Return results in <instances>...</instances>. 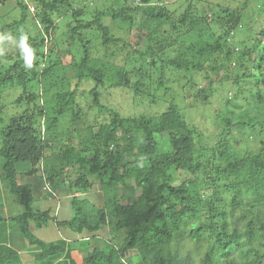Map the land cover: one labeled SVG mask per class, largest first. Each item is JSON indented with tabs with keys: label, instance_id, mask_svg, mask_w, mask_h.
Segmentation results:
<instances>
[{
	"label": "trees",
	"instance_id": "obj_1",
	"mask_svg": "<svg viewBox=\"0 0 264 264\" xmlns=\"http://www.w3.org/2000/svg\"><path fill=\"white\" fill-rule=\"evenodd\" d=\"M92 2L100 0H17L21 19L0 29V35L16 33L34 4L45 34L37 43L30 35L22 42L25 54L34 55L32 68H25L18 47L14 63L0 72V86H23L17 103L28 106L0 127L2 175L19 210L10 218L15 236L36 247L43 264L62 254L67 264H198L190 242L208 244L204 264H264V28L254 35L243 12L220 3L206 9L189 0L177 13L166 0H111L105 12ZM107 16L119 27L106 24ZM61 19L69 22L64 50ZM91 30L102 37V55L92 54L85 35ZM168 71L185 78L204 108L215 85L232 88L210 114L213 131L190 123L173 99L160 114L136 110L146 96L159 102L150 82L158 75L157 86L167 87ZM86 83L85 105L77 89ZM163 140L170 151H163ZM182 172L195 178L182 181ZM73 175L62 199L68 217L59 219L40 194L47 182L55 193ZM127 182L137 192L128 204L119 192ZM52 225L71 242L35 233ZM119 231L122 241L115 239ZM5 247L0 264L13 263L9 252L18 253ZM74 250H84L81 263Z\"/></svg>",
	"mask_w": 264,
	"mask_h": 264
},
{
	"label": "rangeland",
	"instance_id": "obj_2",
	"mask_svg": "<svg viewBox=\"0 0 264 264\" xmlns=\"http://www.w3.org/2000/svg\"><path fill=\"white\" fill-rule=\"evenodd\" d=\"M169 1V0H168ZM166 0V4L173 10L177 9V13H181L183 11V9L185 8V6L187 5L189 0H171L170 2H168ZM196 2H200L199 7H205L206 9L209 8L208 4H217L220 3L222 4L224 7H230L231 10H240L241 12H243L245 19L247 21V19L250 22V25L253 27V34L255 35L256 32L261 31V29L264 28V0H250L249 1V5H247V7H244L243 3L247 0H195ZM83 3V2H82ZM93 7L95 5L98 6L99 10H104L107 11L109 9V7L111 6L112 2L111 0H100V2H92ZM17 0H0V29H3V27H5L7 25V23H11L13 20H20L21 19V15H20V10L17 8ZM34 4H30L31 7V16L27 19L26 23L24 25H22V27H19L18 31L15 33H8V32H4L1 33L0 35V50L2 52H7V54L11 59L8 58H0V72L4 75L7 71V69L9 68L10 65H12L15 61L16 58V54H17V49H18V45H22V41L19 40V37L21 34H23L24 36H31L33 37L32 42H39V40H41V37L45 36L44 32V27L43 24L39 21V19L34 18L33 14H37V12L39 11V8L37 6H33ZM177 7V8H176ZM30 13V11H29ZM34 15V16H35ZM60 21V28L57 31V36H58V40L60 43V47L62 50H64L66 48V40H67V30H68V23H66V20H58ZM104 21L106 24H111L113 23L115 27H119V25L121 24V21H119L118 19L115 20L113 22V19L111 18V16H107L104 18ZM214 31H218L216 29V27L214 26ZM243 29V28H242ZM5 30V29H4ZM86 37L91 40L90 42H92L90 45L92 46V54L94 55H102L103 52V45H102V37H100L98 31L95 30H91V31H87L85 33ZM252 35V32H251ZM244 37V34L240 31L239 34L236 36V38L238 39V41L240 39H242ZM130 41L132 43L135 42V39L133 36H130ZM143 47V45H140V47ZM101 47V48H98ZM48 49H50V45L48 46ZM72 58H71V54H67L65 56H63V62L65 64H69L70 62H72ZM139 66V63H136ZM169 77V78H167ZM166 77L167 79V87H158L157 86V82H158V75H155V80L154 82H150V84H153V94H155L156 98L159 100L158 103H153L150 101V99L148 98V96H146L143 99V102L140 103V105L137 106L138 111L140 112H146V113H156V114H160L163 111H165L167 109V107L170 104V101L173 99L175 102H178V104L180 105V107L182 108V112L184 113V115L186 116L187 120H189L190 123L192 124H197L199 126H201L202 128L206 129L209 133L212 130V126H213V119L211 118V116L213 115V113L218 110L221 107V102L223 101V99L226 97V92L229 91L230 93L232 92V88H230V86H221V85H215L214 87V95L211 98V104H207V106L202 107V102H197L198 100H195V98H193L192 93H190L189 91V87L186 85L187 81L185 80V78H175L174 74L171 73V71H168V76ZM199 87L204 86L206 83H208V81H198L197 82ZM18 84V83H17ZM36 86H33V89H35L34 91H40L39 90V86H40V82L38 81L36 83ZM38 86V87H37ZM75 86V81L71 83V88L73 89ZM29 87H32L31 84H29ZM90 85L89 84H83L81 85L77 90H78V94L82 95V93H84L80 98H81V102L83 104H89V99L86 97V93L87 91L90 89ZM24 89L23 86H15L8 84L5 86H0V118L3 119L4 121L0 123V127L2 128L3 126L7 125L8 122L11 120V118L16 117L21 115L27 108V104L22 103L19 104L17 103V99L18 97L23 93ZM85 91V92H84ZM41 94V92H40ZM120 97H122L123 93H117ZM132 100V99H131ZM142 101V100H141ZM196 103L197 107H193L194 104ZM32 107V105L30 106ZM135 108V107H134ZM201 114V115H200ZM210 114H212L210 116ZM72 119V115L68 114L65 116V118L62 120L63 125L61 126V129H67L69 127V124L71 122ZM36 127L38 129V132H42L44 129L43 126V119H39L37 120L36 123ZM95 130H98V128H96ZM214 134V133H213ZM67 133L63 134L61 136V141H65L67 138ZM165 137V135H164ZM252 139V137H251ZM2 138H1V134H0V146H1V142ZM164 141V140H163ZM244 144H246V141H244ZM243 146V145H242ZM162 148L163 151H170L171 150V146L169 145V143H167L166 141H164L162 143ZM241 148V147H239ZM50 153V152H48ZM2 163H3V159L0 158V213H3L6 216V220H9L11 218V216L18 212V205L17 203L14 201V198L12 196H10L9 194V188L7 183L4 181L3 175H2ZM76 178L75 175H73L71 178H68V180L66 181L67 184L60 186L57 190H54L55 193L53 194L52 192H48L45 191V193L42 191L40 196L41 198L46 199L45 201L48 204L54 205L56 207H58L57 210V214L58 217L60 218L62 215L61 213V205L64 204L63 202V198L68 195L71 192V189L69 188V184L71 183V180H74ZM195 177L194 176H189L186 173H181V180L182 181H188V182H192L193 179ZM32 181L37 182V178L32 179ZM37 185V184H36ZM41 187V185H40ZM38 188V187H36ZM192 189L193 186H192ZM197 190V189H195ZM57 191V192H56ZM198 191L202 194H206L205 189L198 187ZM119 192L123 197L122 202L123 203H131L134 202L137 198V192L136 190L133 188L131 182H127L126 185L119 187ZM210 193V192H209ZM208 195V194H206ZM52 196V197H50ZM40 198V199H41ZM247 201V200H245ZM12 214V215H11ZM66 218V216H62V219ZM264 220V214L259 217V222L261 223V221ZM246 221V220H245ZM5 223V222H4ZM242 223V222H241ZM11 237H10V242L14 245L15 248L19 249V243H16V241H19V239L17 237H15L16 232H18V230H13V228H11ZM5 237H6V233L7 231L5 230ZM41 233V231H39ZM123 232L125 231H119L117 234V237L115 238L117 241H122V236H123ZM14 233V235H13ZM47 238V237H46ZM53 236H51L50 238H48L49 240L55 241L53 240ZM6 239V238H4ZM95 241V240H94ZM96 244H100L102 246H104V241L102 240H96ZM10 243V244H11ZM16 244V245H15ZM5 248H7V245ZM208 244L207 243H202L201 245L195 244L193 242H190L188 244L187 249H191L194 255V258L196 260V262L198 264H204V255H205V251L207 249ZM8 250V249H7ZM39 252V250H35L33 252H31L30 256H27L28 259H26L24 262L25 264H43L46 262H40V261H34L36 258L35 253ZM83 252V253H82ZM7 254V252H5ZM16 257V252L11 253ZM84 250L82 251H76V256L75 258L77 259L78 263H81L82 258L84 256ZM13 256V263L10 264H19V260L16 259ZM60 258V259H59ZM57 259L59 260H54V263L52 264H67V262L65 260H67L64 257V254L60 255ZM64 260V262H63ZM60 261V262H59ZM52 262V261H51ZM66 262V263H65Z\"/></svg>",
	"mask_w": 264,
	"mask_h": 264
},
{
	"label": "crops",
	"instance_id": "obj_3",
	"mask_svg": "<svg viewBox=\"0 0 264 264\" xmlns=\"http://www.w3.org/2000/svg\"><path fill=\"white\" fill-rule=\"evenodd\" d=\"M51 205V204H49ZM61 215L63 216H66V218L68 217L67 216V212L65 211L64 209V206L61 205ZM58 213V212H57ZM58 215V214H57ZM5 216V215H4ZM62 216L59 218V219H62ZM6 217V216H5ZM65 219V218H64ZM5 222V223H4ZM12 227V224L10 222V219L9 220H4L3 222H0V252L2 251V247L6 244L7 247L10 248V250H14V251H17V255H16V259L19 260V264H25V260L28 259L27 256H30L31 252L35 251L37 248L35 247H31L30 245H26L25 242H23L21 239H19V235L18 236H15L19 239V241H16V243H19V249L15 248L14 245L10 242V237H11V234H12V230H11ZM7 231L6 233V237H5V232L4 231ZM14 230V228H13ZM41 231V233L39 232ZM35 233L38 235V237H40L41 239H44L46 241H52V240H49L48 238H50L51 236H53V240H55L56 242H59L61 241L62 239L63 240H66L67 242H71V238L67 239L63 236V234L61 233V231L58 229V227H56L55 225L53 226H50V227H47V228H43V229H39V230H36ZM14 235V233H13ZM47 237V238H46ZM6 238V239H4ZM11 243V244H10ZM16 245V244H15ZM10 250H6L7 253L10 251ZM79 252V251H78ZM74 257L76 256V250H74ZM35 255H37V252L35 253ZM33 258H36V257H33ZM37 259H35L34 261H36Z\"/></svg>",
	"mask_w": 264,
	"mask_h": 264
},
{
	"label": "clouds",
	"instance_id": "obj_4",
	"mask_svg": "<svg viewBox=\"0 0 264 264\" xmlns=\"http://www.w3.org/2000/svg\"><path fill=\"white\" fill-rule=\"evenodd\" d=\"M19 40L22 41L23 43H27V37L24 36L23 34L20 35ZM18 46L20 48V52H21V55L23 57V63H24L25 68L26 69L32 68L34 55H32L29 58V56L27 54H25V52L23 50V47L21 45H18ZM0 54H2V51H0ZM44 189H45V191L52 192L51 186H50V184L48 182L45 184V188ZM50 197H52V196H50ZM57 210H58V207H57Z\"/></svg>",
	"mask_w": 264,
	"mask_h": 264
}]
</instances>
